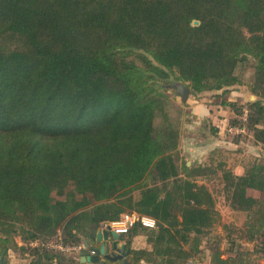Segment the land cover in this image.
<instances>
[{
  "label": "trees",
  "instance_id": "1",
  "mask_svg": "<svg viewBox=\"0 0 264 264\" xmlns=\"http://www.w3.org/2000/svg\"><path fill=\"white\" fill-rule=\"evenodd\" d=\"M251 61L258 100L222 105L264 147V0H0V258L80 264L48 245L92 246L104 223L135 212L157 228L121 236L129 264L194 260L220 219L199 183L213 162L183 160L187 114L167 85L226 96ZM221 167L264 258V158L243 175ZM136 237L147 247L133 249ZM222 256L212 264H236Z\"/></svg>",
  "mask_w": 264,
  "mask_h": 264
},
{
  "label": "rangeland",
  "instance_id": "2",
  "mask_svg": "<svg viewBox=\"0 0 264 264\" xmlns=\"http://www.w3.org/2000/svg\"><path fill=\"white\" fill-rule=\"evenodd\" d=\"M239 77L240 83L230 88V91L226 96L221 95V92H209L199 96V99L203 95H206L204 102L209 103L212 107L221 105L223 102H230V104H237L240 107L248 108L250 103H254L258 100V97L252 93V85L254 81L255 68L253 61L239 66L236 71ZM179 82H173L167 87L169 93L174 99L175 103L184 108L185 114H189L188 101L193 96H189L187 101L182 102L177 91L172 88L173 85ZM214 105V106H213ZM232 109V108H231ZM230 107H227V113L225 117H228V123L233 125L235 111H231ZM217 110V107L216 109ZM219 110V109H218ZM229 112V113H228ZM187 115L183 117L187 120ZM218 116V115H216ZM239 127L238 124L233 125ZM185 125L183 126V128ZM210 132V126L207 125ZM224 130V129H223ZM228 134V133H226ZM252 132L249 134H229L227 135L228 141H231L234 146H230V149H223L219 154L208 155L204 160L199 162L198 160L189 161L186 157L183 160L188 166L199 164H213L210 166L208 175L203 178H199L200 184H205L213 195L216 210L220 215L219 222L214 228L204 235L202 238V245L200 253L195 256L191 262L185 264H212V256L216 249L222 253L223 259L234 258L236 264H264V258L255 253L256 246L261 242L262 239L249 241V231L246 227L248 221V214L244 211L235 210L229 200L228 193L225 189V181L223 179V169L221 166L228 167L232 165L231 171L235 175L244 174L245 169L249 167L256 159L264 158V147L256 145L253 138L250 137ZM245 139L244 141H241ZM237 142V143H236ZM215 151V150H214ZM236 160H242V162L235 163ZM136 197H139V192L135 193ZM249 195L258 198L259 193L255 191L249 192ZM19 242V238L17 239ZM139 247V246H138ZM141 247V246H140ZM147 246H145L146 248ZM5 261L9 264H33L32 258L28 253H23L20 250H10L5 256Z\"/></svg>",
  "mask_w": 264,
  "mask_h": 264
},
{
  "label": "crops",
  "instance_id": "3",
  "mask_svg": "<svg viewBox=\"0 0 264 264\" xmlns=\"http://www.w3.org/2000/svg\"><path fill=\"white\" fill-rule=\"evenodd\" d=\"M205 96L206 95H203L201 99L191 96L188 101V109L190 112L184 124L185 127L182 136L181 155L182 157H186V159L188 158L189 161H192L193 159L201 162L214 150L230 149V146H234V144H232L231 141H228L226 137L229 134H226L223 130L229 120L228 117H225L228 111L227 106L217 105V110H214L216 109L214 105V107H212L209 103L204 102L205 98L203 97ZM207 125H209L212 129L215 128L217 133L212 134V129H210V132L207 131ZM239 162H242V160H236L235 163ZM228 168H232V165H229ZM119 244L126 245V242L122 239V237L119 240ZM92 246L100 248L99 243L93 244ZM145 246H147V244L143 237H136L132 242V248L135 250L143 249ZM107 263L108 261L102 260V264ZM80 264L90 263L80 262Z\"/></svg>",
  "mask_w": 264,
  "mask_h": 264
},
{
  "label": "water",
  "instance_id": "4",
  "mask_svg": "<svg viewBox=\"0 0 264 264\" xmlns=\"http://www.w3.org/2000/svg\"><path fill=\"white\" fill-rule=\"evenodd\" d=\"M199 25V22H195ZM177 91L182 102H186L191 95V89L184 83H177L172 86ZM121 236L114 233L105 223L97 233L96 242L100 244V248L93 247L88 241L85 242V249L81 253L80 262L90 264H102V260L109 262L121 261L122 264H129V250L126 245H120ZM0 264H6L5 254L0 258Z\"/></svg>",
  "mask_w": 264,
  "mask_h": 264
},
{
  "label": "built area",
  "instance_id": "5",
  "mask_svg": "<svg viewBox=\"0 0 264 264\" xmlns=\"http://www.w3.org/2000/svg\"><path fill=\"white\" fill-rule=\"evenodd\" d=\"M247 113H248L247 110H245V115L243 116L244 121L246 120ZM224 131L225 133L232 135L246 134L245 128L232 127L229 124L225 125ZM105 225H108L114 233L122 236L128 234L130 230L137 225H141L142 227L151 230L156 229L157 221L153 218L147 216H141L138 213L134 212L131 214L124 215L122 219L119 221L106 222ZM48 247L61 250L63 252L76 253V254H81L85 249L84 246H62L60 244H54V243L49 244Z\"/></svg>",
  "mask_w": 264,
  "mask_h": 264
},
{
  "label": "flooded vegetation",
  "instance_id": "6",
  "mask_svg": "<svg viewBox=\"0 0 264 264\" xmlns=\"http://www.w3.org/2000/svg\"><path fill=\"white\" fill-rule=\"evenodd\" d=\"M5 262H6V261H5ZM6 264H9V263L6 262Z\"/></svg>",
  "mask_w": 264,
  "mask_h": 264
}]
</instances>
